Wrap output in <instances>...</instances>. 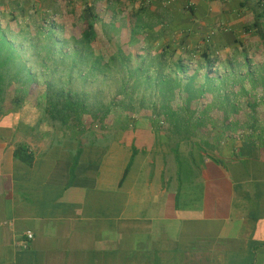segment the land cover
<instances>
[{"label":"crops","instance_id":"1","mask_svg":"<svg viewBox=\"0 0 264 264\" xmlns=\"http://www.w3.org/2000/svg\"><path fill=\"white\" fill-rule=\"evenodd\" d=\"M29 3L15 2L2 20L110 15L101 22L128 39L139 33L137 45L196 49L211 40L232 72L225 120L191 104L192 118L154 119L145 107L134 120L123 110L126 120L72 129L46 118L35 99L0 106V264H264V139L215 129L264 127V103L250 113L240 82L245 64L264 75V0ZM246 46L262 50L254 66L233 53ZM22 146L31 164L15 157Z\"/></svg>","mask_w":264,"mask_h":264},{"label":"trees","instance_id":"2","mask_svg":"<svg viewBox=\"0 0 264 264\" xmlns=\"http://www.w3.org/2000/svg\"><path fill=\"white\" fill-rule=\"evenodd\" d=\"M126 34L127 40L120 45L109 40L111 47L101 49L98 46L104 43L89 19L66 38L58 34L53 22L49 27L42 22L32 28L16 17L4 24L0 20V106L7 101L20 103L14 94L21 90L26 98L35 99L46 118L62 125L71 123L72 129L81 120H105L117 96L122 99L115 103L130 116L135 111L144 113L146 107L154 119L163 116L173 120L182 113L192 118L196 111L190 108L195 104L206 105L202 115L215 110L225 120L232 72L229 63L211 58L206 49L169 44L156 47L144 41L137 45L142 36L133 32L128 39ZM133 47H137L136 52H132ZM245 65L247 71L240 82L251 80L252 86L264 89V81H256L249 64ZM112 86L115 96L108 98L107 90ZM245 93L247 108L254 114L256 105L249 104L252 96ZM177 100L183 106H177L176 112L172 104ZM250 133L264 139V127H250ZM26 150L17 148L15 157L24 156ZM22 159L31 164L30 156Z\"/></svg>","mask_w":264,"mask_h":264},{"label":"rangeland","instance_id":"3","mask_svg":"<svg viewBox=\"0 0 264 264\" xmlns=\"http://www.w3.org/2000/svg\"><path fill=\"white\" fill-rule=\"evenodd\" d=\"M29 1L30 0H0V13L3 14V16L0 15V20L5 19L6 15H7L6 12L10 14V12H12V10H14V8L16 7L15 6V2H20V3H22V4H24L26 6V5H28ZM87 14H88V16H86V15L82 16V20H80L77 17L76 18L77 22L76 23H72V24L68 23V21H66V19H64V21H63V19L61 20L63 14H60V13L59 14L47 13L45 16H42L41 18L40 17L37 18L36 12H31V13H29V17H27V21H24L22 19V18L26 17V15L24 16V14H21L18 19H21L20 23H25L26 25H28V26H30L32 28H35L38 25V23H42V22H44L46 27H49L50 26V22H53L56 25V29H57L58 34H60L64 38H66V37H68L71 34V30L74 31V30H76L78 28H81L83 19L87 17L90 20V22L95 24V26L97 28V31L99 33V36H100V40L104 43V46H98L99 48H101V49L110 48L111 47L110 44L108 46V43H107V41L109 42V40H113V42L116 43V45H120V43L123 42L122 40L124 38H125L124 41L127 40V34H126V33H128L127 31H121L119 29H116V27L115 28L112 27V25H109L107 23L101 22L102 20L106 21L110 15L102 16L101 17L102 19L101 18H97L96 19V16H93L92 12L91 13H87ZM52 18H54L55 20L52 21ZM9 19H11V18L8 17V20ZM64 22H65V24H64ZM1 23L4 24L5 21L2 20ZM208 44L210 46H208ZM196 49L199 50V51H202V50H205V49L208 50V52L211 55V58H216V57L222 58V56L225 54L224 47H221V45L214 46L213 43L211 42V40L207 41V43L205 42L204 45H201V46L197 47ZM136 50H137V47H133L132 48V52H136ZM240 51L233 52V53H237V54L242 53V54L247 55L250 58H252V59H250L251 60L250 65H252V66H254L255 62L257 61V59L255 57V54L262 53L261 48H254V47H249V46L248 47L246 46L245 48H241ZM215 70H217L218 72L222 73V70L220 68H218V67H216ZM253 76L254 77L257 76L256 72L253 74ZM256 81L261 83V82L264 81V77L257 76V80ZM248 83H249V85H248ZM248 83H245V87L247 88V90L249 92V95L252 96V97L254 96L252 99L249 100V104L257 105V103H258V105H259L260 102L264 103V97H263L264 94H263L262 90H260V89L250 90V88L254 89L256 87L252 86V81L251 80H249ZM107 92H108V95H107L108 98H112V97L115 96L114 95L115 94V89H114L113 86L111 87V89H108ZM14 95L19 99L20 104H30L33 101L32 99H29L28 97L26 98L24 93L21 90H19V92L17 91ZM108 98L105 99L104 102H108V100H109ZM121 99H122L121 97H118V96L115 97V100H114V104L115 105L111 107L112 111L105 118L106 121L107 120H110V121L111 120H119L121 118L125 119V120L127 119V116L124 113L123 109L118 106L119 104L115 103L117 101L119 102ZM9 104H11V102H9V101H7L5 103V105H9ZM181 104H182V101L177 100L175 102V104H173V106H174V108L177 107V106L180 107ZM259 106H261V105H259ZM25 112H26V114H28L27 110ZM29 113H30V111H29ZM260 113L262 114L261 111L260 112L257 111V116L260 115ZM263 113H264V111H263ZM215 116L217 118L220 115L216 114ZM139 117H142V112H140L138 114V111H135L134 116H132L131 120H134V119L139 118ZM162 117L160 119H164V117L163 118ZM112 129H117V127L113 128L111 126V124H110V126L107 127V130L110 131ZM215 129H216V131L217 130L222 131V134L227 135V133H231L232 135H235V136H238V137H242V136L245 137V136L251 134L250 133V127H246V128H225V127L219 125V126L215 127ZM223 131H225V132H223ZM218 132L219 131H217L216 133H218ZM98 141H99L98 142L99 144H103V143L106 144V143L112 142L111 135L110 136H105L103 139H100Z\"/></svg>","mask_w":264,"mask_h":264},{"label":"built area","instance_id":"4","mask_svg":"<svg viewBox=\"0 0 264 264\" xmlns=\"http://www.w3.org/2000/svg\"><path fill=\"white\" fill-rule=\"evenodd\" d=\"M54 20L55 19L52 18V21H54ZM25 235H26V240H28V241L32 240L33 236H32V234L30 232H27Z\"/></svg>","mask_w":264,"mask_h":264}]
</instances>
